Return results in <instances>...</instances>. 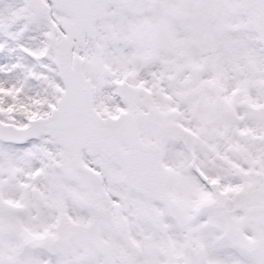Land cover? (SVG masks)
<instances>
[{
    "label": "snow or ice",
    "instance_id": "6c2138e0",
    "mask_svg": "<svg viewBox=\"0 0 264 264\" xmlns=\"http://www.w3.org/2000/svg\"><path fill=\"white\" fill-rule=\"evenodd\" d=\"M0 264H264V0H0Z\"/></svg>",
    "mask_w": 264,
    "mask_h": 264
}]
</instances>
